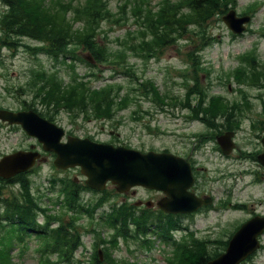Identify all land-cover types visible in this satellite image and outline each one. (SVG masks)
I'll return each instance as SVG.
<instances>
[{"label": "rangeland", "instance_id": "374dc122", "mask_svg": "<svg viewBox=\"0 0 264 264\" xmlns=\"http://www.w3.org/2000/svg\"><path fill=\"white\" fill-rule=\"evenodd\" d=\"M44 1L52 4V0ZM73 1L78 3V0ZM106 1L113 17L100 23L95 40L112 54L115 52L117 54L121 50L123 53L121 48L123 42L126 43L125 46H128L130 43L140 41L136 33V25H133V17L129 10L122 12L118 8V0ZM153 1L154 5L160 0ZM2 9L0 2V11ZM230 11H234L236 16H252L246 34L232 37L222 22V17ZM71 18L72 15L69 14L70 21ZM114 20L118 23H114ZM83 25L77 22L72 26L73 29L82 30ZM130 32H133L137 39L131 41ZM204 32L207 37L214 40L208 41V44L199 51L198 69L194 72L186 56L194 49L186 39L195 40L196 37L193 34L186 35L179 39L176 45L167 47L157 57L152 56L147 60L135 56L132 52L126 53L127 64L133 66L136 72L137 79L134 80V85L130 83L128 77L123 75L120 66L115 65L111 59H109L111 62L92 63V67L81 62H72L70 65L67 61L56 62L48 55L38 52L41 44L24 37L8 40L10 46L0 48V111L18 112L27 109L25 106L33 105L32 107L38 113H46V119L63 128L69 136L75 133L78 138H88L95 142L123 146L138 151L168 152L180 157L189 155L195 177L191 191L199 195L207 194L213 199L208 204L212 205L205 211L192 216L186 215L176 220L175 223L171 220L174 223L172 227L174 230L165 224L170 218H165V223H163L165 228L153 226L156 232L150 230L146 238L141 232H139L140 235L137 234L139 226L131 227L129 229L131 236L118 238L116 248L100 244L95 250L93 246L99 240L98 235L107 240L111 234V229L104 221L109 210V203L131 206L138 200L152 196L145 192L131 194L130 191L125 194L118 193L119 196H115L114 188L107 186L106 195H110V199L106 204L103 203V199L99 198V195L86 192L81 196L82 202L85 205L87 203L95 205L94 211L90 209L94 214L93 220L84 209L78 212L79 215L74 216L70 213L67 215L69 219L75 220L78 231L84 233L83 249L80 248L75 253L73 263L79 260L87 263L89 255L98 250L103 254L102 261H104V250L109 246V254L120 261V264H170L175 255L176 243L187 240L189 233H192L194 238H199L204 243L206 251L212 253L214 250L220 251V242L234 234L242 223L253 216L254 212L264 215V179L256 184L253 182L252 174L242 171L245 167L255 171L256 164L250 162L240 166L234 159L226 160L217 154L204 156L200 150L202 145L198 143L201 141V134L207 130L206 124L191 116L189 110L180 109L183 107L181 104L186 107L197 103L201 96L199 97L196 93L200 92L206 100L215 95L223 97L226 100L223 103L226 104L240 102V104H252L254 105L252 108L256 109L255 113H261L258 119L264 120V87L251 83H237L234 76V70L240 66L241 55L250 51L256 60L253 64L256 71L264 69V0H236L235 6L229 7L222 15L214 16L205 26ZM77 55L84 59L88 56V52L79 48ZM245 68L247 70V65ZM75 73H77L78 80L88 74H97V78L90 76L86 79L88 84L96 89L108 84L114 85L115 88L120 86L119 98L127 94L132 96L127 103L128 107L121 108L120 105L114 104L110 106V113L106 111L103 115L91 111L85 112L81 107L72 109L76 106L70 108L64 106L44 112L37 100V96L41 95L39 92L41 81L48 80L47 86L49 82L58 83L62 86L61 90L66 91V89L74 88ZM138 80L142 82L149 80L148 82L157 88L159 99L156 104L150 99L143 98L142 93L145 89ZM262 83L264 84V80ZM133 86L138 89V93H129ZM243 96H245L244 99ZM137 105L141 110L146 111L147 115L141 120V126L140 121H134L132 118ZM106 107L104 105L105 109ZM218 112L222 111H215V113ZM108 114V117L100 118ZM255 116L257 117V114ZM146 122H150V125L146 126ZM244 122L248 121L244 118L239 126L248 133L250 126ZM217 126H223V123L216 124ZM16 128L5 121H0V160L16 150H31L28 149L30 142L25 139L21 130ZM140 128H146L147 130H144L151 134L144 135L138 141L136 136H138V131L142 132ZM215 133L207 131L206 134L211 138ZM34 150L40 152L39 148ZM40 156L46 158L38 160L34 165L36 170L26 177L30 196L36 200L34 206L35 213L39 214L38 223L43 224L47 218H59L66 213L65 205H60L61 202L57 200L59 194L56 190L53 192L48 189L50 180L71 178L76 179L77 183H82L84 177L77 169L67 173L56 170L48 155L40 154ZM228 162L231 164L230 168L223 165ZM198 167L205 168L204 175L197 169ZM206 177L211 180V183ZM203 180L206 181L204 188L202 187ZM2 191L6 197L10 191L17 194L18 189L14 185H9ZM152 195H154V206L151 208L156 213L158 209L155 202L159 196L153 193ZM158 218L163 220V217L154 219ZM57 223L56 220L51 227H56ZM187 228L189 232L186 231ZM160 230L163 233L162 237L158 235ZM86 231L88 232L85 233ZM41 233L30 230L29 233L23 234V241L19 242L16 239L18 232L15 226L6 222L0 225V252L7 254L10 264H39L37 250L42 241ZM38 234L41 235L38 236ZM259 240L262 249L260 248L252 255L246 264H264V235ZM49 261L53 264H61V260L55 255L49 257Z\"/></svg>", "mask_w": 264, "mask_h": 264}, {"label": "trees", "instance_id": "16d2710c", "mask_svg": "<svg viewBox=\"0 0 264 264\" xmlns=\"http://www.w3.org/2000/svg\"><path fill=\"white\" fill-rule=\"evenodd\" d=\"M2 8L0 11V46H10L8 40L14 38H28L41 44L38 52L48 55L55 61H84L78 57V49H83L92 55L98 63L113 62L120 66L122 73L134 85L136 72L133 66L127 64L126 53L132 52L135 56L148 59L152 56L157 57L164 49L177 44V41L188 34L195 35L196 39L186 38L189 45H193V50L189 51L186 56L190 62V68L193 72L198 69V53L213 40L205 35V26L216 15H222L229 7L236 5V0H160L154 5L153 0H118V8L124 12L129 10L133 17V25H136L137 35L140 41L138 43H126L121 45L123 49L116 54L108 52L95 40V35L101 22L113 17L106 0H52L49 4L44 0H0ZM74 3V4H73ZM71 14V21L68 15ZM119 20V19H117ZM121 20V19H120ZM119 20V21H120ZM83 23V29H73L74 23ZM114 23H118L116 20ZM197 30V32H194ZM131 41L137 39L133 32H130ZM12 43V42H11ZM188 45V46H189ZM192 47V46H191ZM31 51V49L29 48ZM36 52V51H33ZM110 53V54H109ZM111 59V61L109 60ZM242 62L248 65L247 70L239 67L234 70V76L238 83H251L264 87V69L256 71L255 57L253 54L243 56ZM95 76L94 73L91 74ZM95 76L94 78H96ZM139 77V76H138ZM140 78V77H139ZM138 78V79H139ZM48 80L41 81L37 100L43 111L56 110L60 107H81L83 111H93L96 114L103 115L110 113L111 105H120L121 108L127 107L131 95L127 94L119 98L120 86L115 88L114 85H104L95 89L84 81V78L78 80L75 75L74 88L66 91L61 90L60 84H53ZM149 80H144L140 84L144 87L142 93L144 99H150L157 103L159 95L157 88ZM78 92V93H77ZM129 93L136 94L138 89L132 87ZM200 98L198 105L211 103L220 104L226 100L221 96H212L206 100L200 92L196 93ZM189 98V97H188ZM187 98V100H188ZM117 100L119 102H117ZM174 101V100H173ZM104 105L107 106L106 109ZM191 105H187L190 107ZM185 107V106H184ZM194 113L197 115L196 106ZM46 117V113H40ZM107 116H103L108 117ZM134 119V118H133ZM58 181L52 180L51 187ZM65 194L64 205L66 213L59 218H47L43 225H38V215L35 213L36 200L30 196V189L27 178L24 174L18 175L11 180L5 181L0 179V225L9 222L15 226L18 235L16 239L23 241V234L29 233L30 230L36 233L42 232L39 254V264H53L49 257L55 255L61 260V264H120L109 254V246L116 248L118 238L130 237L129 229L137 228V234L146 238L151 230V221H141L135 215L134 207L112 208L108 212L104 221L111 229L110 237L105 240L99 235V240L94 244V249H98L100 244H106L108 249L104 250V261H99L96 251L90 254L88 262L84 260L73 263L75 253L78 249H83V235L78 231L76 222L73 218H68L69 211L79 215L78 212L84 208L78 200V194L81 190H88L84 183H77L74 179L60 180ZM18 184L17 194L10 191L8 196H4L3 189L8 185ZM52 189V188H51ZM90 219L93 220V211L85 209ZM58 223L56 227H51L52 223ZM52 222V223H51ZM51 223V224H50ZM140 223V224H139ZM132 225V226H130ZM141 225V226H140ZM174 224H170L172 229ZM4 228V227H2ZM40 229V230H39ZM174 230V229H172ZM86 231L85 233H87ZM41 234H38L40 236ZM226 240L220 242L221 250L226 247ZM199 240L186 241L185 243H176L175 255L170 264H206L207 261L215 258L221 252L206 251V247ZM0 264H10L7 254L0 252Z\"/></svg>", "mask_w": 264, "mask_h": 264}, {"label": "water", "instance_id": "95a60500", "mask_svg": "<svg viewBox=\"0 0 264 264\" xmlns=\"http://www.w3.org/2000/svg\"><path fill=\"white\" fill-rule=\"evenodd\" d=\"M222 21L233 34H241L250 17H238L234 11H230ZM0 119L9 124H20L29 136L38 139L44 151L54 152V165L57 168L79 167L86 178L85 185L93 190L102 191L106 183L111 182L120 193L138 185L162 191L167 197L157 205L170 214L190 213L201 205V201L187 193L192 182L191 172L180 157L168 153L142 154L72 137L66 143H60L62 129L33 111H0ZM38 157V154L26 152L5 156L0 161V177L9 179L27 171ZM259 160L264 165V153ZM263 230L264 218L246 222L232 236L225 253L206 264H239L259 247L257 237Z\"/></svg>", "mask_w": 264, "mask_h": 264}, {"label": "flooded vegetation", "instance_id": "af4514ba", "mask_svg": "<svg viewBox=\"0 0 264 264\" xmlns=\"http://www.w3.org/2000/svg\"><path fill=\"white\" fill-rule=\"evenodd\" d=\"M252 104H235V103H230V104H201V105H197V111H198V118H196L199 122L206 124V131H204L201 134V141H199L198 145L201 143L202 146H200V150L201 153L204 156L207 155H213V154H217L219 155L221 158L229 160V159H234L235 162H237L240 166H242L243 164L247 165L250 162H254L257 166V169L255 171L253 170H249L247 167H245L242 171L244 173L247 174H252L254 176L253 178V182L256 184H259L261 182L262 179H264V165L260 162V160L258 159L259 156L264 153V143H263V139H264V120L263 119H258L259 115H261V113H255L256 109L252 108ZM222 111V112H218L215 113V111ZM135 113L133 115L134 117V121H140V126L142 125L141 120H143L145 118V116H147L146 114L144 115L143 118H140V115L142 114L138 108V106H136L135 108ZM257 114V117L255 116ZM222 118H221V117ZM103 118V117H100ZM244 118L248 121V122H244V123H248L250 126V131L248 133H246V131L242 130L239 126V123H242ZM138 119V120H137ZM219 121V122H218ZM219 123H223V126H217L216 124ZM227 123H229V125H227ZM150 123L146 122V126H149ZM142 129V132L138 131V136H136L137 140L140 141L141 138L144 135H149L151 133H148L146 130V128H140ZM146 129V130H144ZM207 131H211V132H216L211 138L208 137V135L206 134ZM220 132V133H219ZM137 135V133H136ZM73 136H76L75 133L73 134ZM221 137H226V139L229 142V139L232 140L233 144H232V151L230 152V154L228 155H224L222 152V148L219 144V139ZM27 140H31L33 141V143H35V148H40L38 143L36 142V140L28 138ZM33 146V145H29V148ZM48 156L51 158L52 155L48 154ZM191 166V168H193V164L191 161V157L189 155H185L183 157ZM226 168H230L231 164L228 163H224L223 164ZM197 169H199V171L204 175L205 173V168L204 167H198ZM193 171V169H192ZM202 177V176H201ZM207 178V177H206ZM207 180L211 183V180L209 178H207ZM202 183V181H200ZM206 181L203 180V185L202 187L204 188ZM193 187V186H192ZM201 187V189H202ZM140 192H145L146 194H150L152 197H147L144 200H138L133 206L137 208V213H141L139 210L142 211V213H144V210H142V208H146L147 205L150 206L153 205L154 203V195L159 196V199L156 200V202H158L159 200H161L164 195L161 192L158 191H154V190H148L146 188L143 187H136L135 189H133L132 191H130L129 193L131 194H137ZM194 194L197 197H207L209 195L207 194H203V195H199L197 192ZM211 197V196H209ZM212 198V197H211ZM209 199V198H208ZM213 201V199H212ZM155 202V203H156ZM207 208H202L201 210H206ZM200 210V211H201ZM153 212L155 213V211L153 210ZM157 216L162 217V214L156 210L155 213ZM262 213H256L254 212L253 216H264V215H260Z\"/></svg>", "mask_w": 264, "mask_h": 264}]
</instances>
